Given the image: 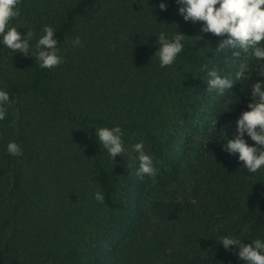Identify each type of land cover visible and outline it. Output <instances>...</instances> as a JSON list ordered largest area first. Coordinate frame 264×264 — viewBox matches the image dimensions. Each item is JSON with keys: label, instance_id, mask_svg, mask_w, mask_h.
Wrapping results in <instances>:
<instances>
[{"label": "trees", "instance_id": "trees-1", "mask_svg": "<svg viewBox=\"0 0 264 264\" xmlns=\"http://www.w3.org/2000/svg\"><path fill=\"white\" fill-rule=\"evenodd\" d=\"M159 2L19 0L11 25L32 31L33 45L53 27L63 62L40 68L0 46V88L11 100L0 121V264H243L218 236L264 238V171L248 174L213 126L201 134L208 125L199 124L223 116L230 138L255 62L230 89L234 99L209 92L202 65L232 76L244 54L206 52L220 38L184 22L173 0L165 11ZM174 28L189 38L177 63L160 68L155 34ZM113 125L126 152L143 142L155 177L130 176L125 154L112 163L94 128ZM9 141L20 156L6 152Z\"/></svg>", "mask_w": 264, "mask_h": 264}, {"label": "clouds", "instance_id": "clouds-1", "mask_svg": "<svg viewBox=\"0 0 264 264\" xmlns=\"http://www.w3.org/2000/svg\"><path fill=\"white\" fill-rule=\"evenodd\" d=\"M173 2L177 5V14L184 22L198 23L200 34H211L220 38L214 48L206 42L202 47L206 52L210 50L217 56L222 54L228 56L230 52L232 57L244 54L243 58L237 60L239 63L232 76L221 75L216 67L202 65L207 77L206 89L209 92H214L218 96L230 94V99H234L230 89L237 81L249 79L251 75L249 61L255 62L252 67L258 79L251 84L250 92L247 93L250 98L246 105L247 110L242 111L233 122L230 138L227 127H221L217 134V117L212 126L216 136L222 141V150L234 157L237 162H242L240 167L246 169L248 174L264 171V0H173ZM18 4L19 0H0V46L11 53L18 52L24 57H35L40 68L50 69L60 65L63 57L59 54L53 27L44 26L42 35L33 45L32 31L28 30L22 35L17 31V27L11 25L10 22L19 15ZM157 7L160 11H165L166 0H160ZM175 28L171 32L162 29L155 34L156 50L153 55L157 57L160 68L177 63V58L185 48L186 38H189L184 33L175 31ZM195 37L198 38L196 41L203 39V35ZM71 45L80 46L79 37L73 39ZM10 104L9 93L0 88V121L6 118ZM231 104L236 103H227V110L221 112L229 111ZM94 130L95 140L106 151L112 163L115 157H123L126 147L119 125H113L111 128L97 127ZM221 136L223 138H220ZM246 138L253 143L249 144ZM131 149L136 153L138 161L136 175L141 178L145 175L155 177L153 157L145 152L143 142L134 143ZM5 150L11 156L22 154L20 145L15 141H9ZM94 198L97 202L103 203L104 196L101 192H95ZM243 240L248 239L230 234L218 236V244L225 251L236 249L235 256L243 261V264H264V238L248 240L250 243H244Z\"/></svg>", "mask_w": 264, "mask_h": 264}, {"label": "rangeland", "instance_id": "rangeland-1", "mask_svg": "<svg viewBox=\"0 0 264 264\" xmlns=\"http://www.w3.org/2000/svg\"><path fill=\"white\" fill-rule=\"evenodd\" d=\"M214 118H216L215 116H205L203 119L205 120H199L201 123L200 126H201V130L205 131L206 130H209L207 131L206 133H201V134H207L208 132H211L212 130L210 129V127H212V124H213V121L215 120ZM220 118H223L221 120H217V134L219 133V130L221 127H227L228 129V124H229V121L224 119L225 117L221 116ZM207 128L204 129L205 126H207ZM222 137V136H221ZM220 137V138H221ZM199 142H203L204 145H211V141L212 140H209L207 135H204L202 136V138H199L198 140ZM214 141L218 142L219 139H218V136L214 139ZM215 142V143H216ZM125 160L127 161V165L128 168H129V173H130V176L132 174L136 175V169L138 167V161L136 159V153L134 151H132V149L128 150L126 153H125ZM153 163H154V166L156 165L155 164V160H153ZM144 245L141 246V249L143 248Z\"/></svg>", "mask_w": 264, "mask_h": 264}]
</instances>
